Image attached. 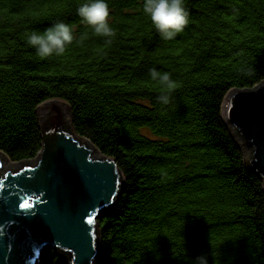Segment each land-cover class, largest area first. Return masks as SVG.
<instances>
[{
  "label": "trees",
  "instance_id": "trees-1",
  "mask_svg": "<svg viewBox=\"0 0 264 264\" xmlns=\"http://www.w3.org/2000/svg\"><path fill=\"white\" fill-rule=\"evenodd\" d=\"M87 0H0V152L42 147L36 107L62 98L67 127L111 157L122 192L96 219L97 264H264V184L221 108L230 89L264 81V0H185L189 23L161 38L143 0H106L111 44L81 23ZM70 24L81 44L41 59L33 30ZM169 72L170 103L149 69ZM37 264H66L44 248Z\"/></svg>",
  "mask_w": 264,
  "mask_h": 264
},
{
  "label": "water",
  "instance_id": "water-1",
  "mask_svg": "<svg viewBox=\"0 0 264 264\" xmlns=\"http://www.w3.org/2000/svg\"><path fill=\"white\" fill-rule=\"evenodd\" d=\"M42 147L30 160L0 152V264H37L44 248L66 264H97V217L122 192L124 176L111 157L67 126L71 107L62 98L36 107ZM248 166L264 184V81L230 89L222 101Z\"/></svg>",
  "mask_w": 264,
  "mask_h": 264
},
{
  "label": "clouds",
  "instance_id": "clouds-1",
  "mask_svg": "<svg viewBox=\"0 0 264 264\" xmlns=\"http://www.w3.org/2000/svg\"><path fill=\"white\" fill-rule=\"evenodd\" d=\"M184 2L185 0H143V12L150 18L162 39H175L188 25L189 13ZM76 13L81 23L90 27L94 35L106 38L108 44L112 43L116 37V30L108 23L110 10L106 0H87L77 7ZM85 38L86 34L77 40L73 27L57 20L42 32L33 30L27 35L26 43L35 49L37 56L46 59L53 55H62L74 40L81 44ZM148 74L153 81H157L166 89L157 96V101L165 105L170 103V94L174 91L171 74L161 73L156 68H150ZM195 264H207V258L204 255L197 256Z\"/></svg>",
  "mask_w": 264,
  "mask_h": 264
}]
</instances>
